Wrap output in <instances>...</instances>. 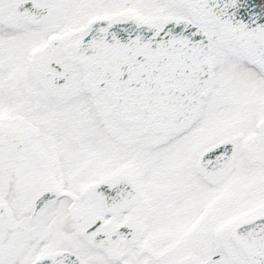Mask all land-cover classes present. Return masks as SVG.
Listing matches in <instances>:
<instances>
[{
  "label": "snow or ice",
  "instance_id": "6c2138e0",
  "mask_svg": "<svg viewBox=\"0 0 264 264\" xmlns=\"http://www.w3.org/2000/svg\"><path fill=\"white\" fill-rule=\"evenodd\" d=\"M0 264H264V0H0Z\"/></svg>",
  "mask_w": 264,
  "mask_h": 264
}]
</instances>
